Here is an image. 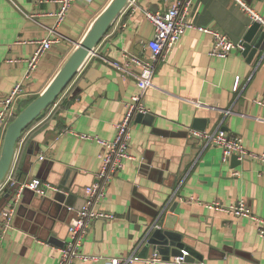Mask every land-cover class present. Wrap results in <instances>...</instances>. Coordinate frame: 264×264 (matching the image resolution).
I'll use <instances>...</instances> for the list:
<instances>
[{
    "label": "crops",
    "instance_id": "crops-1",
    "mask_svg": "<svg viewBox=\"0 0 264 264\" xmlns=\"http://www.w3.org/2000/svg\"><path fill=\"white\" fill-rule=\"evenodd\" d=\"M173 1H131L67 91L26 134L20 182H48L67 191L68 201L60 206L56 203L60 194L51 192L42 198L25 191L13 228L1 243L0 264H59L62 248L49 239L54 235L65 246L74 217L69 208L83 207L84 189L96 182L102 166L103 148L82 136L113 141L126 104L139 92L134 80L123 78L103 59L121 61L124 51L149 56L146 45L154 38V28L144 12L164 11ZM245 1L264 16V0ZM110 2L77 1L59 29L62 42L24 80L27 60L38 48L35 42L49 38L56 22L49 17L31 21L26 14L56 13L59 6L52 0H0V102L20 83L28 97L20 101L19 112L38 97ZM188 20L234 43L244 41L254 24L232 0H194ZM213 46L211 35L188 29L166 62L158 65L154 85L145 96L155 122L152 126L135 122L131 134L136 160L125 163L97 207L116 218L93 223L81 251L95 260L75 264H108L111 258L134 254L139 258L148 231L166 210L159 223L163 225L174 204L176 231L203 257L200 264H264V238L256 224L185 202L191 198L202 204L245 201L264 220V165L251 160L224 164L222 149L205 148L187 133L196 129V120H207L205 131L222 128L241 137L250 152L264 155V105L260 104L264 103V45L253 60L237 50L226 59L213 58ZM234 170L239 177L233 176ZM153 255L151 249L148 259ZM135 264L148 263L139 258Z\"/></svg>",
    "mask_w": 264,
    "mask_h": 264
},
{
    "label": "built area",
    "instance_id": "built-area-1",
    "mask_svg": "<svg viewBox=\"0 0 264 264\" xmlns=\"http://www.w3.org/2000/svg\"><path fill=\"white\" fill-rule=\"evenodd\" d=\"M77 1L79 0H52L53 3L59 6V10L56 13L26 14L27 18L31 21H36L40 17H49L55 19L56 22L55 26L50 30L49 38L35 42L38 48L32 57L27 60L28 71L24 80L30 79L37 70L43 56L54 45L62 42L64 37L59 33V29ZM232 1L249 16L253 23L259 24L264 30V16L261 13L246 3L245 0ZM193 3L194 0H174L171 6L164 11L144 12L146 20L154 28V38L146 45L149 56L141 57L124 51L121 61H111L102 58L105 63L111 66L123 78L134 80L139 92L126 104V113L123 120L115 125L116 137L113 141L108 142L96 137L82 136L84 140L96 141L101 145L103 148L100 155L102 166L99 174L96 176V182L84 189L83 207L78 211L69 208V211L74 213V217L69 223L68 240L60 251L59 264H75L76 261L95 260L94 257H89L82 253L83 242L95 221H113L116 218L114 214L98 210L97 207L106 197L117 175L124 169L125 163L136 160L132 153L131 132L133 125L139 115L149 114L145 105V96L147 91L154 85V77L158 65L166 62L168 56L185 32L188 29H197L205 34L211 35L214 46L210 52V56L213 58L226 59L236 50H245L244 41L234 43L226 35H222L208 28L196 27L190 23L188 18ZM15 62L18 61H10V63ZM27 97L28 95L24 91V83H20L13 88L5 101L0 102V137H4L7 127L19 114L20 101ZM260 104L264 105L262 102ZM222 113L231 114V111H222ZM187 133L189 137L200 140L205 148L215 146L222 149L224 164H229L233 157H237V161L240 163L251 160L264 165V155H257L250 152L241 137L233 136L222 128H219L213 133L190 128L187 129ZM22 143L23 140H21ZM44 159V157H41L40 161H44ZM13 172L14 168L0 189V193H3L4 190H14L11 200L0 213V247L2 241H4L9 231L13 228L14 219L25 191H30L42 198H45L51 192L61 195L68 194L67 191L60 187L43 182L40 179L17 182L13 178ZM233 176L239 177L240 173L234 170ZM180 201L182 200L180 199ZM185 202H196L203 205L209 211L228 214L239 219H246L257 225L259 236L264 238V220L257 216L245 201H240L232 205H224L220 202L202 204L198 199L191 198ZM188 255V252L184 251L182 257H176L170 262H165L158 253H154L153 257L146 262L148 264H187L185 257ZM136 262H139V258L134 254L130 257L111 258L108 264H135Z\"/></svg>",
    "mask_w": 264,
    "mask_h": 264
},
{
    "label": "water",
    "instance_id": "water-1",
    "mask_svg": "<svg viewBox=\"0 0 264 264\" xmlns=\"http://www.w3.org/2000/svg\"><path fill=\"white\" fill-rule=\"evenodd\" d=\"M131 1L133 0H111L106 9L94 21L84 39L77 46L49 86L22 109L9 124L4 135L0 153V189L15 166L19 143L24 133L35 122L42 119L66 89H68ZM263 45L264 30L259 24L254 23L244 38L245 50L243 56L253 60ZM136 122L152 126L155 122V117L151 114L139 115ZM206 122L207 120H196L194 125L195 130L205 131ZM232 162L237 165L239 163L237 157H233ZM11 191L12 194L6 195L5 200L0 203V208L6 201L9 202L11 200L14 190ZM59 197L56 203L60 206L66 204L68 198H65L61 194ZM176 208L177 204H174L170 208V212L166 214L163 225L160 226L159 223L166 210L150 228L141 245L143 246L139 255L141 260L147 261L150 250L152 249V252L158 253L165 262H170L176 257H182L184 251H188L189 254L185 257L187 264H200L204 262L203 257L188 247L183 241V236L176 231L178 223V216L175 215ZM49 243L61 248L64 247V243L59 241L54 235L49 239Z\"/></svg>",
    "mask_w": 264,
    "mask_h": 264
},
{
    "label": "trees",
    "instance_id": "trees-1",
    "mask_svg": "<svg viewBox=\"0 0 264 264\" xmlns=\"http://www.w3.org/2000/svg\"><path fill=\"white\" fill-rule=\"evenodd\" d=\"M70 87V86H69ZM68 87V88H69ZM67 91V89H66ZM65 91V92H66ZM64 92V93H65ZM33 101V100H32ZM32 101H28L26 104L23 105L24 106H27L28 104H30ZM53 108V107H52ZM51 108V109H52ZM51 109L47 112V114L51 111ZM37 124V122H35L30 128H28V130L24 133L23 135V138L22 140L23 143L21 144V142L19 143V154H18V157H17V160H16V163H15V167H14V172H13V178L20 182L21 181V178L22 176L24 175L25 172H23V170L21 169V162H22V157H24L26 155V148H27V143H28V140L27 139H24L26 134ZM21 145V147H20ZM29 157V155H28ZM12 194V191L11 190H4L3 193H0V203L5 200V196L6 195H11ZM8 204V201H6L2 207L0 208V213L1 211L6 207V205Z\"/></svg>",
    "mask_w": 264,
    "mask_h": 264
}]
</instances>
